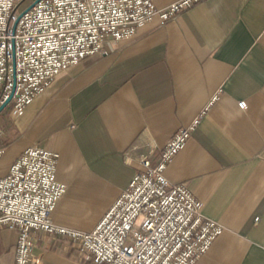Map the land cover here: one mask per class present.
Masks as SVG:
<instances>
[{
	"label": "crops",
	"instance_id": "1",
	"mask_svg": "<svg viewBox=\"0 0 264 264\" xmlns=\"http://www.w3.org/2000/svg\"><path fill=\"white\" fill-rule=\"evenodd\" d=\"M108 48L56 75L17 119L10 111L0 176L30 146L57 152L67 190L53 219L91 230L142 160L198 120L165 171L224 227L196 264H264V0H203ZM17 236L0 228V264L15 263ZM33 252L44 264H85L49 234Z\"/></svg>",
	"mask_w": 264,
	"mask_h": 264
},
{
	"label": "built area",
	"instance_id": "2",
	"mask_svg": "<svg viewBox=\"0 0 264 264\" xmlns=\"http://www.w3.org/2000/svg\"><path fill=\"white\" fill-rule=\"evenodd\" d=\"M24 1L0 0V106L12 94L7 106L14 118L62 71L107 54L108 43L133 39L155 16L167 21L203 0L165 7L152 0H34L23 8ZM197 122L178 129L155 161L142 160L91 230L53 219L67 190L57 177L59 154L24 149L0 176V228L18 235L14 264H44L33 252L44 234L68 239L85 264H196L224 227L203 213V202L186 183L171 182L165 171ZM5 150L0 144V157Z\"/></svg>",
	"mask_w": 264,
	"mask_h": 264
},
{
	"label": "rangeland",
	"instance_id": "3",
	"mask_svg": "<svg viewBox=\"0 0 264 264\" xmlns=\"http://www.w3.org/2000/svg\"><path fill=\"white\" fill-rule=\"evenodd\" d=\"M34 0H25L23 3H22V7L23 8H26L28 7L29 5L32 4ZM10 113V109H5L3 112L0 113V130H1V133L3 132L4 130V123H7L8 122V116L10 117V115H8ZM12 117V116H11ZM12 119H17V118H14L12 117ZM8 137L6 138V140L4 141L5 144H8Z\"/></svg>",
	"mask_w": 264,
	"mask_h": 264
},
{
	"label": "water",
	"instance_id": "4",
	"mask_svg": "<svg viewBox=\"0 0 264 264\" xmlns=\"http://www.w3.org/2000/svg\"><path fill=\"white\" fill-rule=\"evenodd\" d=\"M12 97V94L4 101V103L0 106V113L4 110V108L7 106L8 102L10 101Z\"/></svg>",
	"mask_w": 264,
	"mask_h": 264
},
{
	"label": "trees",
	"instance_id": "5",
	"mask_svg": "<svg viewBox=\"0 0 264 264\" xmlns=\"http://www.w3.org/2000/svg\"><path fill=\"white\" fill-rule=\"evenodd\" d=\"M8 108H9V107L7 106L5 109H8ZM5 109H4V110H5ZM4 110H3V111H4ZM3 111H2V112H3Z\"/></svg>",
	"mask_w": 264,
	"mask_h": 264
}]
</instances>
